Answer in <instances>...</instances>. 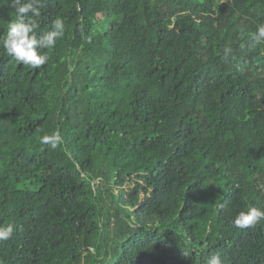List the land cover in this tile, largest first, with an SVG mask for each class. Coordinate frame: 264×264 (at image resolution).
I'll return each mask as SVG.
<instances>
[{"label":"trees","instance_id":"1","mask_svg":"<svg viewBox=\"0 0 264 264\" xmlns=\"http://www.w3.org/2000/svg\"><path fill=\"white\" fill-rule=\"evenodd\" d=\"M44 3L45 66L0 45V264H264V0Z\"/></svg>","mask_w":264,"mask_h":264},{"label":"clouds","instance_id":"2","mask_svg":"<svg viewBox=\"0 0 264 264\" xmlns=\"http://www.w3.org/2000/svg\"><path fill=\"white\" fill-rule=\"evenodd\" d=\"M11 6L18 19L9 22L6 34L0 36V45L5 53L14 58L16 62L31 69H40L49 61V56L44 50L53 49L57 41L63 37L64 24L58 18L52 22L49 31H37L40 27L39 18L45 7L44 0H11ZM254 39L258 43L264 42V25L257 27ZM225 53H231V49L226 48ZM61 140L60 134L54 133L52 136H44L42 142L56 147ZM261 221H264V210L249 206L247 210L238 212L232 225L238 229H247L256 226ZM14 232L13 224L0 226V241L11 239ZM207 264H222V261L216 255L210 257Z\"/></svg>","mask_w":264,"mask_h":264}]
</instances>
